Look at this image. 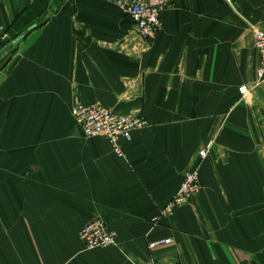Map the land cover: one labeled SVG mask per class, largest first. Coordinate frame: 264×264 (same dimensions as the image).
<instances>
[{
    "label": "crops",
    "instance_id": "obj_1",
    "mask_svg": "<svg viewBox=\"0 0 264 264\" xmlns=\"http://www.w3.org/2000/svg\"><path fill=\"white\" fill-rule=\"evenodd\" d=\"M263 18L264 0H173L144 40L111 0H0V264H264V91L239 92ZM94 100L150 125L118 154L74 120ZM196 165L199 193L161 216ZM96 217L116 245L86 249Z\"/></svg>",
    "mask_w": 264,
    "mask_h": 264
},
{
    "label": "built area",
    "instance_id": "obj_2",
    "mask_svg": "<svg viewBox=\"0 0 264 264\" xmlns=\"http://www.w3.org/2000/svg\"><path fill=\"white\" fill-rule=\"evenodd\" d=\"M135 24V30L144 40H152L162 29V15L173 0H111ZM255 49L260 55V63L252 84L239 87L242 96L251 94L254 88L260 87L264 91V18L262 26L253 31ZM74 120L86 137L101 136L108 139L118 154H122L119 147L121 137L129 138L131 132L137 128L150 125L146 116L128 112L121 113L106 107L99 100L89 104L76 102L71 109ZM214 140L208 141L198 149V155L204 159L210 153ZM199 165L187 169L181 179L176 193L164 204L161 216H170L175 209L192 202L193 197L200 191ZM79 236L86 249H106L117 244L116 234L109 231L104 220L96 217L84 225ZM170 238L156 240L151 247L170 243Z\"/></svg>",
    "mask_w": 264,
    "mask_h": 264
},
{
    "label": "rangeland",
    "instance_id": "obj_3",
    "mask_svg": "<svg viewBox=\"0 0 264 264\" xmlns=\"http://www.w3.org/2000/svg\"><path fill=\"white\" fill-rule=\"evenodd\" d=\"M136 35H138L137 33H136ZM139 36V35H138Z\"/></svg>",
    "mask_w": 264,
    "mask_h": 264
}]
</instances>
